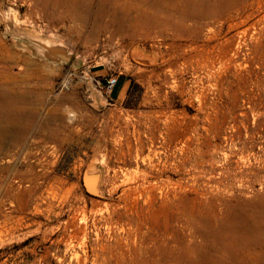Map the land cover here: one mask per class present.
I'll return each instance as SVG.
<instances>
[{"label":"rangeland","instance_id":"rangeland-1","mask_svg":"<svg viewBox=\"0 0 264 264\" xmlns=\"http://www.w3.org/2000/svg\"><path fill=\"white\" fill-rule=\"evenodd\" d=\"M77 1L0 0V264H264V0L227 56V14Z\"/></svg>","mask_w":264,"mask_h":264},{"label":"bare ground","instance_id":"bare-ground-1","mask_svg":"<svg viewBox=\"0 0 264 264\" xmlns=\"http://www.w3.org/2000/svg\"><path fill=\"white\" fill-rule=\"evenodd\" d=\"M124 1L128 2L127 0ZM149 2L150 0L142 1V3L145 4ZM242 2L244 4V1L242 0H156L155 7H157V9H155L154 12H145L144 16H142L143 20L140 23L141 29L143 28L144 21L147 23L149 22L151 28L142 29L143 31L141 34H145V37L148 38L150 37L151 29L160 25L164 28L178 29L180 27L183 28L185 25L194 28V25H188L189 21L198 20L202 22L209 20L215 22L219 20L221 15L227 14V17L223 20L224 27L227 29L226 35L233 32L236 34L230 37H226V35L223 36V29L220 30L218 34H215L216 39L222 36L223 41L219 46H221L220 49L223 51L224 56H227L235 51V46L237 45L236 37L241 35L245 37V34L247 33V30L241 31V26L251 17L252 14H248L246 12L247 10L243 11L239 7L240 5L243 6V4H241ZM64 5L71 12L82 8L77 0H69V2H66ZM233 13H235L236 16H231ZM201 28L202 27L199 24H196L197 30H201ZM239 30L241 32H239ZM197 34L200 36V33ZM216 48H218V45H214L211 50H216ZM197 49L199 50V48ZM199 54L201 55L200 57L203 58L205 56L207 57V54H210V52H207L206 46H203L199 50ZM259 256L260 255L254 256V260L257 258V261L260 262L261 258ZM232 262H236V260L234 258L229 259L228 263L230 264ZM224 264H226V262Z\"/></svg>","mask_w":264,"mask_h":264},{"label":"water","instance_id":"water-1","mask_svg":"<svg viewBox=\"0 0 264 264\" xmlns=\"http://www.w3.org/2000/svg\"><path fill=\"white\" fill-rule=\"evenodd\" d=\"M90 179L92 180V184H90L89 187H88L86 185V175L83 177V184H84L85 190L90 195H96V182H97V179L96 178H92V177H90Z\"/></svg>","mask_w":264,"mask_h":264},{"label":"crops","instance_id":"crops-1","mask_svg":"<svg viewBox=\"0 0 264 264\" xmlns=\"http://www.w3.org/2000/svg\"><path fill=\"white\" fill-rule=\"evenodd\" d=\"M124 88H125L124 83L121 82L117 83L116 87L112 91V97L115 99H119L123 93Z\"/></svg>","mask_w":264,"mask_h":264},{"label":"built area","instance_id":"built-area-1","mask_svg":"<svg viewBox=\"0 0 264 264\" xmlns=\"http://www.w3.org/2000/svg\"><path fill=\"white\" fill-rule=\"evenodd\" d=\"M118 80L116 78H111L106 82V89L111 92L116 87Z\"/></svg>","mask_w":264,"mask_h":264}]
</instances>
